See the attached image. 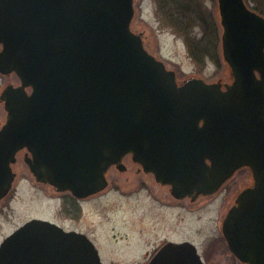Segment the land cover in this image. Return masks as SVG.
<instances>
[{"label":"water","instance_id":"obj_1","mask_svg":"<svg viewBox=\"0 0 264 264\" xmlns=\"http://www.w3.org/2000/svg\"><path fill=\"white\" fill-rule=\"evenodd\" d=\"M218 4L234 76L226 89L202 78L178 85L131 29L134 0H0V73L22 83L0 96V199L23 148L38 181L81 197L104 190L128 153L180 198L213 193L249 166L255 183L223 233L241 261L264 264V16L245 0ZM0 264L103 262L87 235L34 218L2 241ZM149 264L205 263L187 241L164 245Z\"/></svg>","mask_w":264,"mask_h":264},{"label":"rangeland","instance_id":"obj_2","mask_svg":"<svg viewBox=\"0 0 264 264\" xmlns=\"http://www.w3.org/2000/svg\"><path fill=\"white\" fill-rule=\"evenodd\" d=\"M246 2L250 8L256 6L264 11V0ZM134 6L132 30L142 36L149 52L177 73L180 81L201 77L207 82H231V69L222 55L223 28L217 0H134ZM16 82L12 77L0 75V94L5 85ZM3 106L0 102V127L7 117ZM24 169H28L26 164L18 159L13 170L21 176L25 175ZM129 176V172L109 171V187L85 207L86 218L81 224L58 215L55 200L46 203L45 191L31 187V182L24 180L14 197L3 201L0 243L35 216L69 227L79 225V229L99 241L103 237L104 245L98 246L104 264H146L147 256L169 237L193 242L210 264H243L228 252L226 255L218 252L223 241L220 218L234 202L239 186L244 185L241 184L245 181L244 172L231 179L221 194L198 205L185 200L181 203L185 207L174 208L161 202L164 198L158 196L157 190L168 198L169 194L151 183L154 180L146 183L142 191L131 192L137 181L126 182ZM203 203L208 204L204 207ZM138 243L134 252L123 254L124 249Z\"/></svg>","mask_w":264,"mask_h":264},{"label":"flooded vegetation","instance_id":"obj_3","mask_svg":"<svg viewBox=\"0 0 264 264\" xmlns=\"http://www.w3.org/2000/svg\"><path fill=\"white\" fill-rule=\"evenodd\" d=\"M1 76L12 77V78L16 79L17 82L15 83V85H18L20 83V80L15 76V74H13V75H1ZM223 83L225 84V82H223ZM32 158H33V154L30 153L27 148L22 149L18 152L17 159H16L15 163L13 164V168H14V165L18 162V159H21L26 164L28 169L25 170L26 169L25 168L24 169L25 171L22 172V174L25 173V175L23 174L21 176H18V173L13 170L16 173V178L14 179V183H13V189H11L10 193L6 197H4L3 199L0 200V211L3 210V208H4L3 201L8 200L12 195L14 197V195L18 193V190H21L24 180H28L32 184L31 187L37 188V190H39V191H45V194H46L45 197L47 198V201L45 200V198H43V199L46 201V203L48 202V200H55V209H56L57 214L59 213L61 215L66 216V218H68V220L70 222H73V223L81 224V221L82 222L85 221V218H86L85 207L89 206V204L92 202V200L94 198L100 196L102 193H98V194L90 195V196H85V197H78V196H75L71 191L59 190L57 187H55L53 185H50V184H47L44 182H40V181H38L37 177L30 171V168L27 165V159L29 160ZM112 170H117V171L123 172V173L129 172L130 176L127 177L126 182H130L131 179L137 181V183H134L132 188H130V189H132L131 192L142 191L143 189H145L146 183L154 180V182H151V183L156 184V186H158L160 189L165 190L169 194V198H168L167 194L161 195V191L158 189L157 190L158 196H163V198H164L161 200V202H166L167 207L169 206V207H173V208L174 207H182V206L185 207L186 204L185 205L181 204L185 200L190 202V204L195 203L198 205V203L202 200H208V199H211L212 197L216 196L217 194H221L220 192H222L225 189L226 184L229 183L231 181V179L236 177L238 174L240 175L243 172H244L245 181H248L249 183L246 185L245 181H243L241 184H244V185L243 186L240 185L241 187L239 186V189L237 190V192H238L237 194H239V191H241L247 187L252 186L254 183L251 169L249 167H241L240 169H238L234 173V175L228 181L224 182L222 184V186L216 192L208 193V194H205V193L197 194L195 192L194 194L188 195L185 198H178L173 193V188L171 185L159 182L157 180L155 173L152 171H150V172L146 171L142 164H140L139 162H137L133 159V155H131V154L125 155L122 158L121 163L118 166H112L109 169V171H112ZM109 171H108V173H109ZM237 194H235L234 202L231 204V206L235 204ZM207 204L203 203V206L205 207V206H207ZM163 205H166V204H163ZM32 218H42V217H35L34 216V217H31V219ZM42 219H46V218H42ZM221 219L223 220V217H221L220 220ZM49 221H52V220H49ZM52 222H54V221H52ZM55 223L67 231H78V232L87 234L93 240V242L96 245H104V243H103L104 238L103 237H100V241L98 239L96 240L95 238L90 236L89 233H87L86 231L79 229L78 228L79 225H77V227L76 226L69 227V226L64 225V223H59L58 221H55ZM220 235H221V240H223V241L220 244L222 246L220 247V249H219L220 252H218V254L222 253L223 255H226L227 253H225V252H228L235 257V255L232 254V252L230 251L228 243L226 242L225 238L221 234V230H220ZM169 241L180 243V242H183L186 240H177V239H173V238L169 237L167 239H164L160 245H165ZM134 245H135L134 247L132 246L131 248L124 249L123 254L125 256L128 255L129 253L131 254L132 252H134L138 248L137 245H140V244L138 243V244H134ZM100 249L101 248L99 247V250ZM156 252L157 251H153V253L151 255L149 254L147 256V263L146 264H148L150 262L151 258L155 255ZM211 256H212V254H211ZM202 257H203V255H202ZM218 258L222 259V257H218ZM203 259L207 264H210V261L207 260L206 257H203ZM211 260H212V257H211Z\"/></svg>","mask_w":264,"mask_h":264},{"label":"trees","instance_id":"obj_4","mask_svg":"<svg viewBox=\"0 0 264 264\" xmlns=\"http://www.w3.org/2000/svg\"><path fill=\"white\" fill-rule=\"evenodd\" d=\"M253 9L264 15V11H262V9H260L259 7L254 6Z\"/></svg>","mask_w":264,"mask_h":264}]
</instances>
